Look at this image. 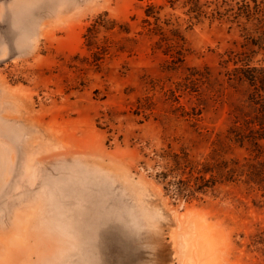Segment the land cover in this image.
Returning a JSON list of instances; mask_svg holds the SVG:
<instances>
[{
  "label": "rangeland",
  "instance_id": "374dc122",
  "mask_svg": "<svg viewBox=\"0 0 264 264\" xmlns=\"http://www.w3.org/2000/svg\"><path fill=\"white\" fill-rule=\"evenodd\" d=\"M215 1L0 0V264H189L194 223L264 264V52Z\"/></svg>",
  "mask_w": 264,
  "mask_h": 264
},
{
  "label": "trees",
  "instance_id": "16d2710c",
  "mask_svg": "<svg viewBox=\"0 0 264 264\" xmlns=\"http://www.w3.org/2000/svg\"><path fill=\"white\" fill-rule=\"evenodd\" d=\"M190 1L194 2V0ZM212 4L215 11L223 9L226 12H235V20L246 21L248 27H244L243 31L251 30L253 34L257 35V38L245 35L246 44L244 46L257 47V50L264 52V0H240L239 2L221 0ZM240 26L238 25V27ZM252 54H256V52L252 51ZM238 62L244 64L240 67L235 64L234 77L238 81L248 84L252 90L250 100L253 104L260 106L259 110H261L262 119H264V66L261 68L251 66L247 64L246 59ZM248 62L251 63L249 60Z\"/></svg>",
  "mask_w": 264,
  "mask_h": 264
},
{
  "label": "bare ground",
  "instance_id": "6f19581e",
  "mask_svg": "<svg viewBox=\"0 0 264 264\" xmlns=\"http://www.w3.org/2000/svg\"><path fill=\"white\" fill-rule=\"evenodd\" d=\"M201 224H203V223H201ZM208 227H209V225H208ZM199 228L200 227L196 223H194L193 230H195L197 234L187 236L188 238L186 237L187 239L185 240V251H184L185 252V258L187 259L189 264H199L196 261V257H195L196 255L198 256L197 258L199 260H201L200 264H220L221 262H219L218 256L214 257V255L212 256V254H211L210 257L211 256L214 257L213 259L206 258L207 250L205 251V248H207V247L201 241V238L203 237L204 233L201 230L199 232H197L198 231L197 229H199ZM193 230H192V232H193ZM200 232H202V233H200ZM221 233L224 234L223 232H221ZM222 236H224V235H222ZM209 254L210 253H208V255H207L208 257H209Z\"/></svg>",
  "mask_w": 264,
  "mask_h": 264
}]
</instances>
